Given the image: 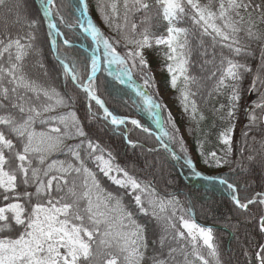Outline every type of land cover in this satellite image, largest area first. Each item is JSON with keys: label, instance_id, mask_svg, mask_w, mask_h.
Returning <instances> with one entry per match:
<instances>
[{"label": "snow or ice", "instance_id": "1", "mask_svg": "<svg viewBox=\"0 0 264 264\" xmlns=\"http://www.w3.org/2000/svg\"><path fill=\"white\" fill-rule=\"evenodd\" d=\"M27 4L0 0V264H224L215 229L196 222L191 199L159 190L134 163L122 164L101 133L121 137L131 150L163 151L188 170L195 191L229 200L238 215L225 227L237 241L242 228L251 229L242 234V255L251 257L245 264H264V187H253L257 170L264 184V0H98L111 35L90 18L89 0H40L35 15ZM156 18L165 25L161 33ZM44 25L51 68L40 40ZM79 38L89 41L84 52L76 49ZM152 53L188 117L195 153L158 98ZM110 84L134 93L156 132L109 107L101 89ZM245 92L260 99L237 147ZM213 99L214 142L201 109ZM133 130L157 144L133 139ZM140 216L152 223L151 236Z\"/></svg>", "mask_w": 264, "mask_h": 264}, {"label": "trees", "instance_id": "2", "mask_svg": "<svg viewBox=\"0 0 264 264\" xmlns=\"http://www.w3.org/2000/svg\"><path fill=\"white\" fill-rule=\"evenodd\" d=\"M55 2L57 5H66L68 0H55ZM97 3L98 0H89L90 18L102 29V31L111 35L107 26L102 22L100 13L97 9ZM39 4L40 0H28L27 8L33 15H35L37 13V9L39 8ZM61 11L64 12V15H68L69 10L67 8H62ZM153 24L155 32L161 33L164 31L165 25L158 18L154 19ZM46 31V25L42 26L40 31V40L43 44V52L46 56V63L51 68L55 65V56L49 51V45L47 43L46 38ZM88 44V40L79 38L76 41V49L78 51L84 52V50L87 49ZM84 54H90V50L88 52H85ZM249 62L253 66L259 63L258 49L255 52L254 57L250 58ZM98 75L101 76L102 80L106 78L111 81V77H108L106 73H98ZM155 81L156 88L158 90H169L170 87L167 85L166 79L162 80V82H158L156 79ZM249 82L250 79L244 82L245 88H247ZM118 87L123 88V91H120L119 93L116 92L111 87V84L107 92H105L103 88L101 89L103 98L107 101L109 107L119 115L132 116L134 118L141 119L142 122L146 124V126L150 125L152 127V130L156 132V125L153 123L151 117L146 112L137 110L136 106L134 105V93H132L131 90L128 89L126 86ZM108 93H111V95H109ZM125 93H127V95H125ZM251 94L253 95L254 99L250 103V110L253 109L254 105H256V103L260 99V94L257 92H245L242 96V99L240 101V109L238 112V120L236 122V140L238 142L237 147L240 146L239 141L241 138L242 130L248 126V116L247 122L244 126L243 120L246 108V101ZM173 97L177 106L180 107L179 101L177 99V94L173 93ZM158 98L160 99V97ZM124 100H128V103L125 104L123 102ZM213 104H217V101L215 99L209 100L208 102H201V109L206 117V119L202 122V126L205 131L210 132V141L212 142L215 141V130L212 129V125L213 123L219 125L218 119L213 115ZM76 107L78 109V115L83 116L84 108L79 104ZM182 120L183 129L187 136V146L190 152L195 153L196 136L193 133L192 127H189L188 117L182 114ZM128 127L131 128V125H129ZM93 131H96V129L94 128ZM131 135L133 139L138 138L142 143L147 146H155L157 144V141L154 137H147L144 133L140 132L139 130H133ZM100 136L104 143L109 144L114 149L122 164L129 163V166H131L134 163L136 165L137 171L141 175H146L149 179L154 178L156 187L159 190H167L169 192L174 191L182 201H184L186 198L191 199L196 222L204 226H212L215 229V235L219 242L222 260L224 261V264H245L246 259H251V257L246 258L242 255V252L246 250V244L242 234L244 232L251 231V229L242 228L241 238L239 239V241H237L235 236L232 234L233 230L231 228L225 227V222L229 217L232 218V222L234 223L238 215L233 210V206L231 205L229 200L222 199L219 196L208 198L205 197L203 193L195 191V189L199 188V184L190 179L189 175L187 174L188 170L186 168H181L180 165L178 163H175L174 161L169 162L168 160H166L163 151H160L159 153H148L146 147L144 148V150H131L119 136H115L111 133H109L108 135H104L101 133ZM211 146L212 144L210 143L208 147ZM153 161L159 162L155 169L144 168L146 162L151 164ZM141 169H143V171H141ZM223 171L226 172L227 168L223 169ZM255 175L257 182L253 185V187L257 189L264 187V184H262L260 181V173L258 170L256 171ZM103 184L107 188L113 190L115 189V186L112 185L111 182L107 180V178H103ZM139 220L140 222L145 223L148 226L149 236H151L152 223L147 217L143 216H140Z\"/></svg>", "mask_w": 264, "mask_h": 264}, {"label": "rangeland", "instance_id": "3", "mask_svg": "<svg viewBox=\"0 0 264 264\" xmlns=\"http://www.w3.org/2000/svg\"><path fill=\"white\" fill-rule=\"evenodd\" d=\"M151 65L153 66V72L155 75V79L158 82H162V80H167L168 85V74L165 69L161 67V57L157 53H152L150 55ZM163 87V86H161ZM159 97L161 100H163V103L167 105V109L171 111L173 118L177 121L178 126L181 129L182 134H184L185 139L187 140V136L183 129V120H182V110L180 107L177 106L175 103V99L173 97L174 92L171 88L169 90L166 89H159Z\"/></svg>", "mask_w": 264, "mask_h": 264}, {"label": "water", "instance_id": "4", "mask_svg": "<svg viewBox=\"0 0 264 264\" xmlns=\"http://www.w3.org/2000/svg\"><path fill=\"white\" fill-rule=\"evenodd\" d=\"M253 99H254V97H253V95L251 94L249 97H248V99H247V101H246V108H245V113H244V120H243V126L246 124V122H247V116H248V113H249V111H250V103L253 101Z\"/></svg>", "mask_w": 264, "mask_h": 264}]
</instances>
